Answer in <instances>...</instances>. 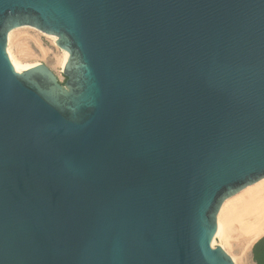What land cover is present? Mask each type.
Wrapping results in <instances>:
<instances>
[{"label": "water", "instance_id": "1", "mask_svg": "<svg viewBox=\"0 0 264 264\" xmlns=\"http://www.w3.org/2000/svg\"><path fill=\"white\" fill-rule=\"evenodd\" d=\"M262 178L264 0H0V264H234L217 214Z\"/></svg>", "mask_w": 264, "mask_h": 264}, {"label": "bare ground", "instance_id": "2", "mask_svg": "<svg viewBox=\"0 0 264 264\" xmlns=\"http://www.w3.org/2000/svg\"><path fill=\"white\" fill-rule=\"evenodd\" d=\"M45 37L53 51L41 43ZM6 50L18 69L39 65V59L63 70L68 53L61 50L53 36L35 27L21 26L8 33ZM215 246L221 247L234 264H255L251 248L264 236V178L226 199L217 214Z\"/></svg>", "mask_w": 264, "mask_h": 264}, {"label": "trees", "instance_id": "3", "mask_svg": "<svg viewBox=\"0 0 264 264\" xmlns=\"http://www.w3.org/2000/svg\"><path fill=\"white\" fill-rule=\"evenodd\" d=\"M253 258L256 264H264V237L253 247Z\"/></svg>", "mask_w": 264, "mask_h": 264}, {"label": "rangeland", "instance_id": "4", "mask_svg": "<svg viewBox=\"0 0 264 264\" xmlns=\"http://www.w3.org/2000/svg\"><path fill=\"white\" fill-rule=\"evenodd\" d=\"M41 43L43 44V46L45 47V48H47L48 50H49V55L51 54V52L53 51V48L51 47V45H50V43L46 40V38L45 37H43L42 38V40H41ZM39 61V63H43V64H45V65H47L55 74H56V76H57V78L59 79V81H60V83H63L64 82V77H63V74H62V70H60V69H58V68H53L52 67V64L50 65V64H47L45 61H43V60H38ZM251 251V250H250ZM252 261H254L253 260V258H252ZM255 263V262H254Z\"/></svg>", "mask_w": 264, "mask_h": 264}]
</instances>
